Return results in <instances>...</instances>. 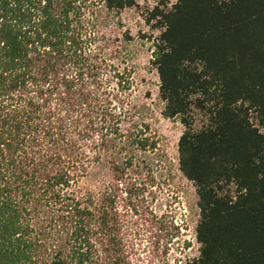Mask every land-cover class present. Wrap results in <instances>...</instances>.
Wrapping results in <instances>:
<instances>
[{
    "label": "trees",
    "instance_id": "obj_1",
    "mask_svg": "<svg viewBox=\"0 0 264 264\" xmlns=\"http://www.w3.org/2000/svg\"><path fill=\"white\" fill-rule=\"evenodd\" d=\"M85 3L0 0V264H124L120 220L139 206L118 171L157 142L144 121L121 134L127 98L92 48ZM149 15L160 115L183 127L178 171L198 199L199 255L185 264H264V0H178Z\"/></svg>",
    "mask_w": 264,
    "mask_h": 264
},
{
    "label": "rangeland",
    "instance_id": "obj_2",
    "mask_svg": "<svg viewBox=\"0 0 264 264\" xmlns=\"http://www.w3.org/2000/svg\"><path fill=\"white\" fill-rule=\"evenodd\" d=\"M83 1V19L95 39L92 48L102 55L105 64L118 67V101L122 96L127 98L123 101L127 112L121 113L118 105L121 134H129L132 122L140 130L144 121L157 142L152 153H136L134 165L118 171L122 182L118 189L130 184L139 206V214L129 224L120 220L122 262L185 264L199 255L194 237L198 199L192 183L178 171L177 143L183 127L178 119L167 120L160 115L159 80L151 64L153 41L159 31L149 15L155 7L170 9L178 0H134L132 8L119 13L106 10L100 0ZM121 81L129 82L128 91L119 84ZM100 178V170L95 171L81 187L96 192ZM118 196L121 216L124 196Z\"/></svg>",
    "mask_w": 264,
    "mask_h": 264
}]
</instances>
